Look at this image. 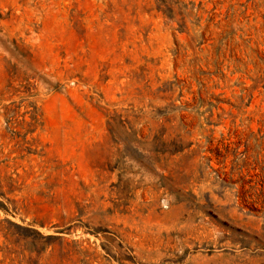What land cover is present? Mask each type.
I'll list each match as a JSON object with an SVG mask.
<instances>
[{"label": "rangeland", "instance_id": "obj_1", "mask_svg": "<svg viewBox=\"0 0 264 264\" xmlns=\"http://www.w3.org/2000/svg\"><path fill=\"white\" fill-rule=\"evenodd\" d=\"M0 264H264V0H0Z\"/></svg>", "mask_w": 264, "mask_h": 264}]
</instances>
